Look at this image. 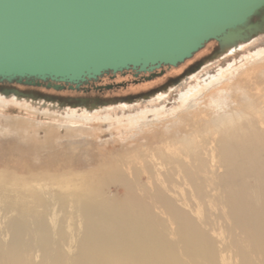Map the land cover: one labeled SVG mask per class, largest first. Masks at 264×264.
<instances>
[{
	"label": "bare ground",
	"instance_id": "6f19581e",
	"mask_svg": "<svg viewBox=\"0 0 264 264\" xmlns=\"http://www.w3.org/2000/svg\"><path fill=\"white\" fill-rule=\"evenodd\" d=\"M177 1L121 0L118 19L102 22L99 30L85 36L72 32L69 39L58 31L47 41L37 34L28 44L37 47L23 49L4 43L0 61L78 71L127 53L176 56L217 33L218 39L202 48L217 40L235 54L239 44L264 32V22L247 29L255 14L236 27L264 0H195L182 9ZM0 7L1 12L10 8ZM177 23L181 39L173 46L168 28ZM151 24L157 27L149 29ZM158 36L164 39L155 42ZM223 70L210 69L201 84L224 78ZM238 82L232 83L234 90L245 91ZM188 85L171 97L170 106L181 107L190 97ZM3 94L21 96L9 90ZM258 101L260 110L235 106L213 128L214 121L196 111L177 137H144L134 151L109 153L102 168L92 169L80 183L70 173L24 177L0 171V264H264V97ZM39 181L54 189L44 192Z\"/></svg>",
	"mask_w": 264,
	"mask_h": 264
},
{
	"label": "rangeland",
	"instance_id": "374dc122",
	"mask_svg": "<svg viewBox=\"0 0 264 264\" xmlns=\"http://www.w3.org/2000/svg\"><path fill=\"white\" fill-rule=\"evenodd\" d=\"M263 22L264 9L250 19L247 29ZM263 36L264 32H260L239 44L241 49L235 54L225 52L221 43L212 39L210 45L201 47L200 52L197 50L178 66L165 64L152 71L134 68L112 71L106 79H87L80 84L0 78V171L24 177L39 172L58 177L70 173L80 183L92 169L104 165L109 153L118 156L134 151L144 137H177L186 123L192 122L196 111L202 110L199 115L206 113L214 121L213 128L229 118L235 106L243 104L245 109L260 110L258 99L264 97ZM214 67H222L226 76L201 84L205 73ZM236 81L246 85L245 91L234 90L232 83ZM188 83L192 89L190 97L180 108L170 106L171 97ZM7 90L21 96L3 94ZM88 108L101 111L85 112ZM123 108L131 110L121 112ZM254 112L258 115V111ZM144 113L143 118H134ZM203 130L206 135L207 128ZM38 185H44V192L54 189L42 181ZM99 187L108 191V186Z\"/></svg>",
	"mask_w": 264,
	"mask_h": 264
},
{
	"label": "water",
	"instance_id": "95a60500",
	"mask_svg": "<svg viewBox=\"0 0 264 264\" xmlns=\"http://www.w3.org/2000/svg\"><path fill=\"white\" fill-rule=\"evenodd\" d=\"M120 1L121 0H0V5L6 4L10 6V8H7L8 10L4 9L2 12V7H0V49H5L4 43H12L22 49L28 46L37 47L33 46L34 44L28 45L31 41L36 39L34 35L37 34L45 41L49 39V34L58 31H62V35L67 39L71 37L72 32L79 36H85L94 30L102 28L100 27L102 22L111 20V17H116L121 14L123 12V7L119 6L118 3ZM140 1L141 0H134V3L137 4ZM225 1L222 3L223 7ZM194 2L195 0H178L175 6L182 9L185 5H192ZM167 4H170V1ZM12 5L16 7H11ZM19 7L21 9H19ZM131 7L135 6L131 5L129 8ZM218 7H221L220 3H218ZM120 8L122 9L121 12L118 10ZM263 8L264 4L259 7V9L251 12L242 24H236V27L245 25L250 17ZM117 17L116 19H118ZM119 19L121 21L120 17ZM151 25L153 26L148 25L149 29L154 26L157 27V24ZM178 27H180V23L168 28L170 32L168 33L172 35L169 42L173 46L174 42H178L181 39L179 35H177ZM234 28V26L230 27V29ZM218 35L219 33L203 40L202 38L197 41L195 40L197 42L196 44L192 45V42L189 44L192 45L190 46L191 48L188 47L185 53L176 56L165 57V55L160 54L150 56L149 54H143V51L140 53L135 52L134 54L127 53L122 57H115L114 59L104 57L99 63L88 64L78 71H74L70 68L68 70H56L49 67L38 68L37 65H26L24 62L10 65L9 62L1 59L0 78L8 80L17 79L18 81L23 79L29 80L31 78L40 80L50 79L53 81L80 84L87 79H97L102 73L107 71L116 73L130 68L138 69L139 71H152L165 64L170 66L177 65L186 58L192 56V54L199 50L207 40L211 38L218 39ZM163 39L164 36H158L155 42L162 41ZM188 42L187 40V43ZM152 43L153 37L149 39V44L152 45ZM28 83L31 82L28 81Z\"/></svg>",
	"mask_w": 264,
	"mask_h": 264
},
{
	"label": "flooded vegetation",
	"instance_id": "af4514ba",
	"mask_svg": "<svg viewBox=\"0 0 264 264\" xmlns=\"http://www.w3.org/2000/svg\"><path fill=\"white\" fill-rule=\"evenodd\" d=\"M118 76V75H117ZM103 79H106V77L105 78H103Z\"/></svg>",
	"mask_w": 264,
	"mask_h": 264
}]
</instances>
